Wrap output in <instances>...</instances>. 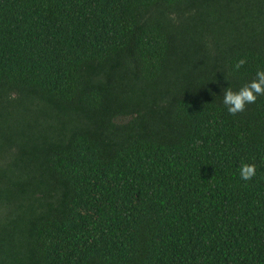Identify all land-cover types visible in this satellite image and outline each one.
Masks as SVG:
<instances>
[{"label":"trees","instance_id":"obj_1","mask_svg":"<svg viewBox=\"0 0 264 264\" xmlns=\"http://www.w3.org/2000/svg\"><path fill=\"white\" fill-rule=\"evenodd\" d=\"M257 68L264 0H0V264H264Z\"/></svg>","mask_w":264,"mask_h":264},{"label":"clouds","instance_id":"obj_2","mask_svg":"<svg viewBox=\"0 0 264 264\" xmlns=\"http://www.w3.org/2000/svg\"><path fill=\"white\" fill-rule=\"evenodd\" d=\"M244 64L245 60L240 59L234 67L239 69ZM223 89L222 104L228 114L234 116L244 111L247 104H254L258 96H264V68H257L254 79H251L239 89L234 91L228 86ZM238 172L241 180L248 181L256 176V165L242 161Z\"/></svg>","mask_w":264,"mask_h":264}]
</instances>
